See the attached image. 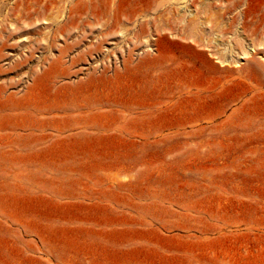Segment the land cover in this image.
Returning a JSON list of instances; mask_svg holds the SVG:
<instances>
[{
	"label": "rangeland",
	"instance_id": "374dc122",
	"mask_svg": "<svg viewBox=\"0 0 264 264\" xmlns=\"http://www.w3.org/2000/svg\"><path fill=\"white\" fill-rule=\"evenodd\" d=\"M0 264H264V0H0Z\"/></svg>",
	"mask_w": 264,
	"mask_h": 264
},
{
	"label": "bare ground",
	"instance_id": "6f19581e",
	"mask_svg": "<svg viewBox=\"0 0 264 264\" xmlns=\"http://www.w3.org/2000/svg\"><path fill=\"white\" fill-rule=\"evenodd\" d=\"M239 6H242V3L241 2H239V4H237V7H239ZM256 52H257V49H255V47H252V48L250 47L249 53L254 54ZM63 55H64V52H63ZM227 61L228 60H224L223 62L220 61V63L226 64ZM76 63H77V60H72V65H75Z\"/></svg>",
	"mask_w": 264,
	"mask_h": 264
}]
</instances>
